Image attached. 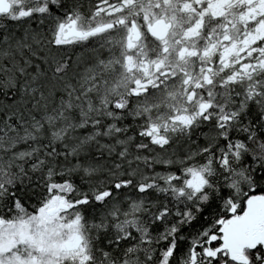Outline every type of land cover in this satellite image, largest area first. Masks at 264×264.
<instances>
[{"label":"snow or ice","instance_id":"1","mask_svg":"<svg viewBox=\"0 0 264 264\" xmlns=\"http://www.w3.org/2000/svg\"><path fill=\"white\" fill-rule=\"evenodd\" d=\"M0 264H264V0H0Z\"/></svg>","mask_w":264,"mask_h":264}]
</instances>
